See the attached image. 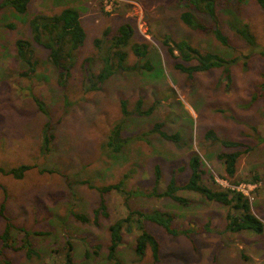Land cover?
I'll list each match as a JSON object with an SVG mask.
<instances>
[{
	"label": "rangeland",
	"instance_id": "1",
	"mask_svg": "<svg viewBox=\"0 0 264 264\" xmlns=\"http://www.w3.org/2000/svg\"><path fill=\"white\" fill-rule=\"evenodd\" d=\"M1 2L0 167L26 164L33 168L22 180L0 175V204L4 187L5 215L11 223L44 233L31 236L32 247L40 257L27 259L23 251L14 250L21 245L22 235L13 231L12 248L3 250L6 259L13 264H62L65 242L71 241L73 264H153L150 248L141 258L135 253V238L141 233L135 222L124 228L116 261H109L107 229L130 210L159 209L171 213L178 230H189L191 238L166 235L159 226L144 221L142 227L160 244L156 264H264V232L257 235L251 231H226L227 206L185 190L177 194L191 200L187 206L169 198L147 196L153 187L156 165L161 168L160 190L165 189L173 174L177 184L183 185L190 174L189 156L197 152L206 172L202 182L214 191L239 189L264 226V143L258 141L264 138V57L258 54L264 50V28L263 13L253 0H245L240 9L241 25H250L260 46L254 50L234 36L230 16L223 11L218 14L229 47L221 46L210 31L186 28L179 20L184 8L177 0H31L22 16L1 7ZM67 7L78 11L86 32L70 80L64 88L57 84L56 70L47 52L35 44L32 50L38 62L36 72L23 77L21 73L28 66L18 57L15 41L30 39L28 21L35 14H53ZM191 11L211 30L207 17ZM121 25L132 27V43L147 44L152 69L116 74L102 90L86 92L82 60L94 56L96 38L102 37L105 30L114 34ZM165 35L174 40L186 38L202 52L218 53L227 59L236 57L231 80L223 78L221 69L188 79L175 69L176 60L162 45ZM126 50L129 65L145 62L135 57L129 47ZM99 68L96 60L92 70L97 72ZM139 98L145 109L155 104L152 115L125 120L120 100H126L131 109ZM47 122L52 124L55 138L49 152L43 154L41 135ZM121 122H125V135L149 132L154 123L160 122L168 133L181 132L183 139L178 145L150 134L146 140L130 143L119 154H109L103 143L110 129ZM208 130L215 131L221 139L242 144L235 179L225 177L223 162L217 158L219 153L230 150L205 140ZM125 174L126 188L133 195L125 203L122 195L107 194L109 216L100 217L95 224L92 210L100 199L96 188L115 184ZM254 177L257 182L251 181ZM72 211L86 215L89 222L77 221L70 215ZM4 224L0 217V235ZM94 244L100 249L96 250Z\"/></svg>",
	"mask_w": 264,
	"mask_h": 264
},
{
	"label": "trees",
	"instance_id": "2",
	"mask_svg": "<svg viewBox=\"0 0 264 264\" xmlns=\"http://www.w3.org/2000/svg\"><path fill=\"white\" fill-rule=\"evenodd\" d=\"M31 0H2L1 7H8L17 15H25L28 11ZM184 8L179 15L180 22L188 29L203 32L210 31L214 39L223 47H229V38L223 32L219 11H223L230 16L232 21L233 34L236 38L243 41L251 50L260 48L257 44L255 35L251 31L249 24L241 25L242 15L240 6L245 0H177ZM263 13V28H264V0H253ZM191 10L207 17L212 26L208 30L206 26L192 13ZM236 24V25H235ZM9 28L14 26L10 24ZM28 31L30 39H17L15 41V49L18 57L28 66L27 70L22 72L23 77H31L36 72L38 62L34 58L32 44L43 48L47 52V58L50 64L55 68L57 74V84L64 88L70 80L73 69L78 61L77 52L85 43L86 32L81 23L80 15L73 8H63L57 13L45 14L37 13L28 21ZM133 29L129 25H121L114 34H110L109 30H105L103 36L96 38L93 41L94 56H88L82 60L83 79L82 85L86 92H95L102 90L103 86L108 83L116 74L123 72H131L140 69L151 70L152 66L147 60L148 46L145 43H132ZM162 45L166 48L168 55L176 60L175 69L186 74L188 79H192L196 74L209 72L213 69H221L223 78L227 81L231 80V66L237 62V58L227 59L221 54L214 52H202L194 48L186 38L178 40L172 39L169 35H165L162 40ZM130 48L131 53L140 59H145L142 65H129L127 63L128 52L126 48ZM264 57V50L258 52ZM99 63V70L94 72L92 67L95 62ZM264 77V76H263ZM262 88L264 89V83ZM121 116L127 120L129 117H149L152 115L155 104L149 108L143 107L141 98L133 104L129 109V104L126 100H120ZM40 105V108L43 109ZM124 123L115 124L109 131L103 143V148L109 154H119L130 143L137 140H146L150 134H155L161 140L180 144L182 142L181 132L168 133L163 129V124L156 122L153 124L149 132L141 134L125 135ZM55 138L53 127L50 122L45 124L41 135V153L47 154L50 150L51 143ZM204 139L219 143L224 149L229 152H221L217 158L223 162L225 177L228 180L235 179L237 172V162L242 152L239 147L240 142L233 140L221 139L215 131L208 130L204 134ZM264 143V138L258 140ZM33 167L26 164H21L17 167L5 169L0 167V175L11 176L15 180H22L26 173ZM189 177L183 185L176 182V178L171 175L164 190L159 189L161 168L156 165L153 169V187L149 197L169 198L181 206H187L191 200L180 197L177 193L180 190L194 192L202 196L206 201L216 202L229 208L226 213L225 230L231 233H241L251 231L254 234L262 235L264 232L263 223L252 213L249 200L240 192L234 189L212 190L207 187L202 181L206 174L203 169V163L197 152H192L188 160ZM44 172V170L42 171ZM128 175L122 178L115 184H108L97 187L96 190L100 196L98 205L92 210L94 223L97 224L100 217L108 218V207L105 196L112 192L120 194L124 197L125 203L128 202L133 195L127 188ZM252 182H257L254 177ZM233 183H239L235 181ZM4 192L3 200L0 204V217L4 220V229L0 235L1 248L0 258L2 264H13L3 255V250L12 248V232L16 231L22 235L20 240L21 245L14 248L15 251H23L27 259L33 257L39 258L40 254L32 247L31 236L43 235L42 232H31L24 228H17L8 217L5 215V200L6 191ZM141 194V193H139ZM143 194V193H142ZM77 221L88 223L86 215L70 212ZM144 221L150 222L159 226L166 235L177 237L184 235L191 238L189 230H178L174 224V217L169 212H164L159 209H153L149 212L138 210H130L125 218H119L108 226V245L107 259L111 262L116 261V251L123 241L124 228L135 222L141 229V233L136 236L134 246L135 253L138 257L145 255L146 249L150 248L153 264L159 261L160 244L157 239L148 233L142 224ZM96 250L100 249L97 244L93 245ZM93 250L95 256L97 251ZM73 246L71 241L65 242L63 248V263L73 264Z\"/></svg>",
	"mask_w": 264,
	"mask_h": 264
},
{
	"label": "built area",
	"instance_id": "3",
	"mask_svg": "<svg viewBox=\"0 0 264 264\" xmlns=\"http://www.w3.org/2000/svg\"><path fill=\"white\" fill-rule=\"evenodd\" d=\"M233 189H235L236 191L240 192V190H239V189H236V188H233ZM240 193H241V192H240ZM242 194H243V195H245L243 192H242Z\"/></svg>",
	"mask_w": 264,
	"mask_h": 264
}]
</instances>
